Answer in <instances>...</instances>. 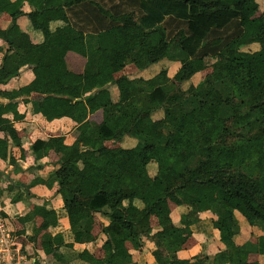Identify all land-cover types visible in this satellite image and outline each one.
<instances>
[{
	"label": "trees",
	"instance_id": "trees-1",
	"mask_svg": "<svg viewBox=\"0 0 264 264\" xmlns=\"http://www.w3.org/2000/svg\"><path fill=\"white\" fill-rule=\"evenodd\" d=\"M257 1L0 0V14L11 18L0 84L24 67L34 76L17 90H0V159L7 160L9 141L18 138L5 118H22L16 115L18 102H31L48 122L66 117L80 126L71 145L63 137H49L31 146L36 161L50 151L65 156L60 165L70 177L61 185L67 194L63 209L74 243L94 241L97 215L108 221L100 226L105 236L102 257L84 250L76 258L87 264H136L127 243L140 250L149 240L156 264H174L171 255L192 237L191 226L203 212L214 216L212 228L221 240H231L239 231L236 223L226 222L235 211L249 226H264V19L255 17ZM24 2L40 22L57 23L66 48L57 31L39 45L31 42L17 24L25 15ZM67 52L85 58L81 74L68 69ZM7 62L17 69L3 75ZM168 62L177 67L171 78L162 68ZM158 63L162 69L152 70L150 78L138 76ZM129 66L136 76H116ZM207 69L211 71L201 81L189 83ZM47 73L56 78H47ZM111 88L118 92L117 102L110 98ZM33 94L42 96L40 105L31 101ZM90 101L101 103L98 124L87 119ZM126 139L135 147L106 145ZM224 152L232 161L221 166L218 159ZM12 183L28 192L37 181ZM133 201L142 204L137 215L129 213ZM170 201L188 208L179 226L172 221ZM36 216L42 222L29 242L39 241L47 255L68 246L61 234L48 233L57 219L46 205ZM257 247L264 256V235ZM210 261L259 264L248 262L240 246L225 248L212 260L201 254L184 264ZM34 264L42 262L36 257Z\"/></svg>",
	"mask_w": 264,
	"mask_h": 264
},
{
	"label": "crops",
	"instance_id": "crops-1",
	"mask_svg": "<svg viewBox=\"0 0 264 264\" xmlns=\"http://www.w3.org/2000/svg\"><path fill=\"white\" fill-rule=\"evenodd\" d=\"M22 12L25 15L17 19V24L21 31L29 36L34 45L43 43L49 34L57 31L61 47L66 48L65 36L57 30V23L46 24L38 20V15H29L31 8L26 2L23 3ZM10 21L11 18L8 14H0V65L3 52L7 48L4 42V35ZM65 62L70 71L81 74L84 71L86 60L73 52H67ZM16 69L15 64L7 62L4 64L2 74L13 72ZM132 72L137 74V70ZM46 77L50 79L56 78L50 73H47ZM33 78L31 69L27 67L21 68L16 77L10 79L6 84H0V90L6 92L17 90L28 85ZM110 98L112 102L118 101V92L115 88H111ZM30 99L40 105L42 96L33 94ZM86 105L88 108L87 119L97 124L100 123L102 121L101 103L90 101ZM16 115H20L22 118L14 121V115H5V118L14 124L18 138L15 141H9L7 160L3 161L0 159V171L2 172L0 176V214L2 216L0 221L3 222L9 234L19 238L24 254L31 261L30 264H34L36 257L42 264H53L61 258H65L68 264H87L75 257L76 254H80L84 250L96 258H101V245L105 236L101 233L100 226L101 224L104 226L108 224L104 217L97 215V218H95L96 221L92 230L93 242L87 244H76L73 242L69 220L63 209V200L67 194L61 188V185H64V180L67 181L70 177L69 173L65 172L60 165L61 159L65 157L64 154L56 155L50 151L46 157L36 161L31 153V146L37 139L63 137L64 143L71 145L81 131L80 126L66 117H58L48 122L40 114L34 112L31 102H18ZM1 138H3L2 133H0ZM106 145L111 148L131 149L135 147V142L126 139L121 143H107ZM12 181L25 186L30 185L34 181H37V183L26 192L23 188L15 187ZM123 182H125L126 186H122L127 188L129 184L125 180H122L121 183ZM215 197L217 199V196ZM170 202L172 203L169 204L172 221L174 225L179 226L180 216L186 214L188 208L179 206L175 202ZM42 205H46L49 212L56 216L57 219L56 226L50 227L47 230L48 233L52 236L61 234L64 243L68 244L64 248L55 247L50 255L44 252L39 241L36 247L29 242V238L33 236L34 228L38 227L42 222L41 218L36 216L38 209ZM141 209L142 204L138 202V212ZM25 218L28 219L24 220ZM212 220H214V216L209 212L199 214L198 223L191 226L192 237L181 251L171 255L174 264H184L196 259L201 254L208 256L212 260L213 256L223 249H233L237 246L246 250L248 262L264 263V256L258 253L257 247L258 237L264 235V226H249L244 217L235 211L226 222L228 224L236 223L239 231L231 240H221L219 239L218 231L212 228ZM127 248L136 264H156L152 256L154 246L149 240L143 241V247L140 250L129 243H127ZM35 254L37 255L35 256ZM208 264H222V262L210 261Z\"/></svg>",
	"mask_w": 264,
	"mask_h": 264
},
{
	"label": "rangeland",
	"instance_id": "rangeland-1",
	"mask_svg": "<svg viewBox=\"0 0 264 264\" xmlns=\"http://www.w3.org/2000/svg\"><path fill=\"white\" fill-rule=\"evenodd\" d=\"M258 4H259V11L255 14V17L257 18H260V20L262 21L264 19V0H258L257 1ZM256 46L254 47H250V50L251 51H254L256 50ZM163 66V67H162ZM160 65V63L158 64H155L151 67H149L144 73H140L138 74L139 77L141 78H145V79H148L152 76V70H156V72H158L160 69L162 68H166L168 69V76L171 78L175 72L177 71V67H175L174 65H172V63H164V65ZM162 67V68H161ZM151 70V72H149ZM132 71H135V69L132 67V66H129L127 67L122 74L124 75H128V76H136L134 72ZM210 69H207L203 72H200V73H197L195 74L189 81V83L195 85L197 84L199 81H201L208 73H210ZM155 72H153L154 74ZM111 146V144H109ZM114 146V145H112ZM232 161V155L229 153V152H224L218 159V164L223 166V165H227L229 164L230 162ZM65 182V180H64ZM122 185L126 186L125 182L122 183ZM125 188V187H124ZM218 192H215V196H217ZM216 198V197H215ZM218 199V198H217ZM169 204H172L171 202H169ZM131 214L132 215H137L138 214V202H132L131 204ZM170 207V206H169ZM36 247V245H35ZM31 263L30 259H27L26 260V263L25 264H29Z\"/></svg>",
	"mask_w": 264,
	"mask_h": 264
},
{
	"label": "built area",
	"instance_id": "built-area-1",
	"mask_svg": "<svg viewBox=\"0 0 264 264\" xmlns=\"http://www.w3.org/2000/svg\"><path fill=\"white\" fill-rule=\"evenodd\" d=\"M26 260L19 238L9 234L0 221V264H25Z\"/></svg>",
	"mask_w": 264,
	"mask_h": 264
}]
</instances>
